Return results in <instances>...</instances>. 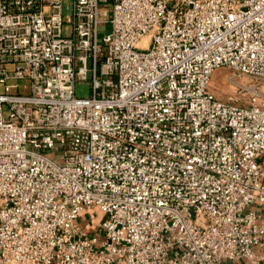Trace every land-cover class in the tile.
I'll return each instance as SVG.
<instances>
[{"label":"built area","instance_id":"obj_1","mask_svg":"<svg viewBox=\"0 0 264 264\" xmlns=\"http://www.w3.org/2000/svg\"><path fill=\"white\" fill-rule=\"evenodd\" d=\"M0 88V264H264V0H0Z\"/></svg>","mask_w":264,"mask_h":264},{"label":"rangeland","instance_id":"obj_2","mask_svg":"<svg viewBox=\"0 0 264 264\" xmlns=\"http://www.w3.org/2000/svg\"><path fill=\"white\" fill-rule=\"evenodd\" d=\"M64 33H66V28H64ZM228 71L219 68L217 69L214 74L212 75L211 79V90L214 93V95L220 99H226L227 97H234L237 102L239 103H245L246 99L245 96L243 95V92H239L236 90V88L228 83L225 79L224 76H228ZM242 81L244 83H249L250 79L249 78H243ZM1 89V88H0ZM88 84L87 83H77L75 87V92L76 95L78 96H86L88 95ZM99 217V212L97 210H90L81 213L80 216V223L83 225V227L87 230L88 235L95 236L97 237L98 240H100V235L97 233L98 229V219ZM91 225L88 227V225ZM96 224V226H92Z\"/></svg>","mask_w":264,"mask_h":264},{"label":"crops","instance_id":"obj_3","mask_svg":"<svg viewBox=\"0 0 264 264\" xmlns=\"http://www.w3.org/2000/svg\"><path fill=\"white\" fill-rule=\"evenodd\" d=\"M262 158H263V161H264V156Z\"/></svg>","mask_w":264,"mask_h":264}]
</instances>
